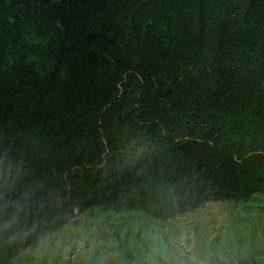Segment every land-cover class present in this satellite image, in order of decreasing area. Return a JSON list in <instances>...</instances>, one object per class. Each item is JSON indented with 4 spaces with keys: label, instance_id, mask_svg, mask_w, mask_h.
Segmentation results:
<instances>
[{
    "label": "trees",
    "instance_id": "trees-1",
    "mask_svg": "<svg viewBox=\"0 0 264 264\" xmlns=\"http://www.w3.org/2000/svg\"><path fill=\"white\" fill-rule=\"evenodd\" d=\"M4 192L37 227L0 264L95 208L264 193V0H0Z\"/></svg>",
    "mask_w": 264,
    "mask_h": 264
},
{
    "label": "rangeland",
    "instance_id": "rangeland-1",
    "mask_svg": "<svg viewBox=\"0 0 264 264\" xmlns=\"http://www.w3.org/2000/svg\"><path fill=\"white\" fill-rule=\"evenodd\" d=\"M264 264V193L247 202H209L176 219L95 208L13 257L12 264Z\"/></svg>",
    "mask_w": 264,
    "mask_h": 264
},
{
    "label": "clouds",
    "instance_id": "clouds-1",
    "mask_svg": "<svg viewBox=\"0 0 264 264\" xmlns=\"http://www.w3.org/2000/svg\"><path fill=\"white\" fill-rule=\"evenodd\" d=\"M24 204L19 199L9 198L7 192L0 193V240L14 242L28 232L34 230L37 225L23 223ZM176 264H200L195 256L185 259H177Z\"/></svg>",
    "mask_w": 264,
    "mask_h": 264
}]
</instances>
